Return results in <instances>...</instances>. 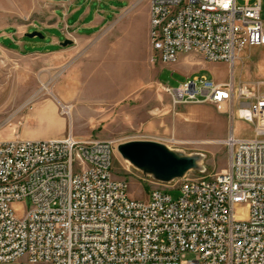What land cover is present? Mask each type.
<instances>
[{"label":"built area","instance_id":"1","mask_svg":"<svg viewBox=\"0 0 264 264\" xmlns=\"http://www.w3.org/2000/svg\"><path fill=\"white\" fill-rule=\"evenodd\" d=\"M243 1L149 0L153 61L195 49L234 63L264 46L261 0ZM161 88L175 106L230 108L253 137L231 133L226 170L177 180L167 188L177 200L153 189L150 201L114 176L109 141L0 140V264H264V81L195 75Z\"/></svg>","mask_w":264,"mask_h":264},{"label":"rangeland","instance_id":"2","mask_svg":"<svg viewBox=\"0 0 264 264\" xmlns=\"http://www.w3.org/2000/svg\"><path fill=\"white\" fill-rule=\"evenodd\" d=\"M78 2L82 11L70 23L84 13L86 22L103 19L101 27L82 30L94 34L86 41L50 47L43 38L26 37L24 50L0 40V140H12L14 129L28 128L42 140L71 132L80 140L109 141L114 146V176L127 182L130 198L143 201L151 200L153 189H165L177 200L180 190L167 189L177 180L160 182L136 169L119 153L122 144L152 141L180 155H199L203 171H191L186 177L226 170L228 136L251 138L253 126L226 106H175L161 84L176 87L195 75L218 83L264 81V46L247 48L234 63H211L194 55H183L174 64L154 62L149 0ZM261 3L264 21V0ZM50 9L38 0H0V39L7 32L19 40L38 27L54 25L53 18L45 17ZM42 33L46 40L53 35L65 41L59 30ZM63 106L69 113H62ZM16 214L21 217L23 212Z\"/></svg>","mask_w":264,"mask_h":264},{"label":"water","instance_id":"3","mask_svg":"<svg viewBox=\"0 0 264 264\" xmlns=\"http://www.w3.org/2000/svg\"><path fill=\"white\" fill-rule=\"evenodd\" d=\"M28 38H44L40 31L27 33ZM73 44L65 39L61 46ZM119 153L133 167L160 182L171 183L183 179L191 171H203L199 155L184 156L166 145L152 141H132L118 147Z\"/></svg>","mask_w":264,"mask_h":264},{"label":"crops","instance_id":"4","mask_svg":"<svg viewBox=\"0 0 264 264\" xmlns=\"http://www.w3.org/2000/svg\"><path fill=\"white\" fill-rule=\"evenodd\" d=\"M40 4L50 7L51 9L45 14L46 16H50L54 19V25L51 26H43L38 27V31L42 33L43 30L55 29L59 30L60 34L63 36L64 39H70L72 41H86L89 39L90 36L94 34H84L82 30L92 29L96 26H102L103 19H94L92 21L86 22V14H82L79 18L75 19L73 23H70V20L76 17V15L82 11L80 6L78 5V0H38ZM50 13V14H49ZM66 31V32H65ZM43 34V33H42ZM25 37L20 38L19 40H15L12 34L4 33L0 40H4L11 44V46H19L21 45L23 49H26L28 45L25 42ZM46 36L44 35L45 41L43 42L44 45L50 47H58L62 43L60 39L56 36L50 35V37L46 40ZM37 45V44H36ZM56 48L55 50H57ZM53 50V51H55ZM49 51V52H53ZM36 52V51H33ZM41 53V52H40ZM44 53V52H42ZM220 83H224L225 81H219ZM51 110L55 113H58L57 107L53 103H49ZM36 131H31L28 128L20 130L19 128L14 129L11 132L10 138L12 139H23V140H42L37 137ZM65 134H58L52 137H47L44 140L49 139H61L64 138Z\"/></svg>","mask_w":264,"mask_h":264},{"label":"bare ground","instance_id":"5","mask_svg":"<svg viewBox=\"0 0 264 264\" xmlns=\"http://www.w3.org/2000/svg\"><path fill=\"white\" fill-rule=\"evenodd\" d=\"M185 55H194L195 56V49H187V50H185Z\"/></svg>","mask_w":264,"mask_h":264}]
</instances>
